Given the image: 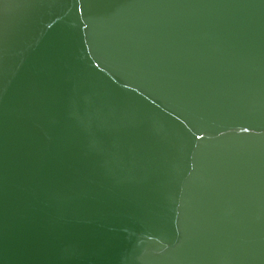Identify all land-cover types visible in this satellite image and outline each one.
Listing matches in <instances>:
<instances>
[{"label": "water", "instance_id": "obj_1", "mask_svg": "<svg viewBox=\"0 0 264 264\" xmlns=\"http://www.w3.org/2000/svg\"><path fill=\"white\" fill-rule=\"evenodd\" d=\"M0 264H264V0H0Z\"/></svg>", "mask_w": 264, "mask_h": 264}]
</instances>
